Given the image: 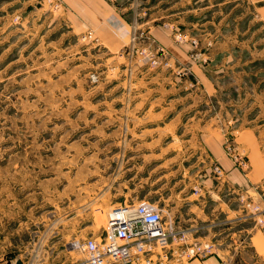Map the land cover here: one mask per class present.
I'll list each match as a JSON object with an SVG mask.
<instances>
[{
    "label": "rangeland",
    "instance_id": "374dc122",
    "mask_svg": "<svg viewBox=\"0 0 264 264\" xmlns=\"http://www.w3.org/2000/svg\"><path fill=\"white\" fill-rule=\"evenodd\" d=\"M136 19L103 38L72 28L62 0H0L2 264L19 254L25 264L81 258L70 243L102 234L106 213L123 203L163 208L187 230L177 223L174 190L190 189L207 170L200 143L210 131L199 126L229 117L239 128L245 116L235 105L224 114V103L241 105L254 84L234 82L237 71L216 65L222 54L207 64L224 35L160 34ZM228 132L223 147L233 145ZM241 206L219 215L225 232L207 242L227 264H264V224L243 220ZM208 226L197 223L193 235Z\"/></svg>",
    "mask_w": 264,
    "mask_h": 264
},
{
    "label": "crops",
    "instance_id": "0c3cea01",
    "mask_svg": "<svg viewBox=\"0 0 264 264\" xmlns=\"http://www.w3.org/2000/svg\"><path fill=\"white\" fill-rule=\"evenodd\" d=\"M115 1L116 5L110 4L108 0H62L72 28L78 30L85 27L91 28L103 38L114 33L125 32V28L131 24L130 19L133 17H137V22L142 19L141 26H145L148 30L153 28V31L160 34H169L172 27L177 32L189 35L222 34L223 40L214 45L213 53L207 56V64L210 65L216 60L213 58L214 55L222 54V58L216 60L218 61L216 65L222 66L226 71L228 69L237 71L238 75L233 77L234 82L241 84L244 81V83L253 82L254 84L251 92L246 93L245 101L241 105L232 102L224 103V114L235 113L232 109L236 107L238 112L245 116L239 128L234 130L231 127L229 117L223 118L221 122L212 119L205 125L199 126L210 131L209 137L203 139V144L200 143L206 152L207 170L204 167L201 173L198 171L194 175L197 180L190 189L187 190L184 186L176 187L174 190L176 201L173 210H175L177 223L189 230L186 235L188 242L210 241V237L221 236L225 232V229L218 228V224L215 223L219 215L229 217L232 213H238L234 204L237 200L240 201L238 198L240 195L255 202H260L261 199L257 186L264 179V85H262L264 83V37H257V35L264 33V0ZM122 2L127 3L126 7L119 4ZM248 34L251 37L247 38ZM118 46L120 42L113 39V47ZM174 47V54L185 59L182 48L178 45ZM193 71L196 72L198 79L210 80L209 74L199 68ZM250 78L251 80H248ZM228 130L235 149L246 153L248 168L245 171L234 164L231 155L226 153L223 147V135ZM201 161L204 160L200 158L198 164ZM211 162L217 163L223 169L224 179L218 180L214 177L211 172ZM196 187L200 188L198 194L193 193ZM168 203L171 204V201ZM197 223L209 224L205 236L193 235L197 230L193 229ZM244 232L248 234L250 230L247 229ZM222 242V240L218 241L216 245ZM216 254L202 261L194 259L188 264H210L211 260L218 263V254ZM17 259L25 264L22 255H17ZM1 261L0 258V264H2Z\"/></svg>",
    "mask_w": 264,
    "mask_h": 264
},
{
    "label": "built area",
    "instance_id": "2783aa9c",
    "mask_svg": "<svg viewBox=\"0 0 264 264\" xmlns=\"http://www.w3.org/2000/svg\"><path fill=\"white\" fill-rule=\"evenodd\" d=\"M224 149L238 168L247 170L248 160L243 151L229 144ZM211 172L218 180L225 177L215 162H211ZM257 188L260 202L243 195L239 199L243 220L260 226L264 224V179ZM193 193L198 194L199 188H194ZM188 231L181 229L163 208L147 203L119 204L106 213L102 234L70 243L81 258L69 264H186L214 254L210 242H188ZM217 257L219 264H227Z\"/></svg>",
    "mask_w": 264,
    "mask_h": 264
},
{
    "label": "water",
    "instance_id": "95a60500",
    "mask_svg": "<svg viewBox=\"0 0 264 264\" xmlns=\"http://www.w3.org/2000/svg\"><path fill=\"white\" fill-rule=\"evenodd\" d=\"M15 257H16L15 254L9 255L10 260H15ZM14 264H22V262H21V260L16 259Z\"/></svg>",
    "mask_w": 264,
    "mask_h": 264
}]
</instances>
